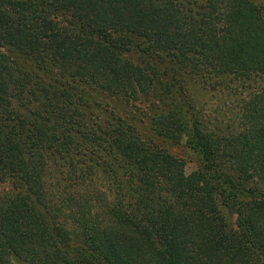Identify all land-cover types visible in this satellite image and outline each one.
I'll return each instance as SVG.
<instances>
[{
	"label": "trees",
	"instance_id": "16d2710c",
	"mask_svg": "<svg viewBox=\"0 0 264 264\" xmlns=\"http://www.w3.org/2000/svg\"><path fill=\"white\" fill-rule=\"evenodd\" d=\"M14 260L264 264V0H0Z\"/></svg>",
	"mask_w": 264,
	"mask_h": 264
},
{
	"label": "rangeland",
	"instance_id": "374dc122",
	"mask_svg": "<svg viewBox=\"0 0 264 264\" xmlns=\"http://www.w3.org/2000/svg\"><path fill=\"white\" fill-rule=\"evenodd\" d=\"M194 92L199 96V98L202 100L201 101V105H203L206 109H213L215 108L216 104H217V99L214 96V93L207 91L205 89H201L199 87H194ZM96 99L99 103V105L101 107H104L105 105L108 106L109 109L115 111L117 114H122V115H126V114H130L129 109L127 108V105H125L123 102H120L116 99H111L109 97H105L102 94H98L96 95ZM136 108V107H135ZM133 108V109H135ZM137 113H136V117L138 119L134 120V121H138V120H142L140 123V131L142 133H145L148 135L147 131H146V122L140 118V115L138 113V109ZM161 144H166L164 141L160 142ZM169 148V150L171 151V153H173L174 155L181 157L184 159V163H185V170L186 172H190L191 170H193L194 168H196V162L194 157H192L191 155H188L184 149V147L182 145H174V144H166ZM14 264H24L22 261L19 260H14L13 261Z\"/></svg>",
	"mask_w": 264,
	"mask_h": 264
}]
</instances>
